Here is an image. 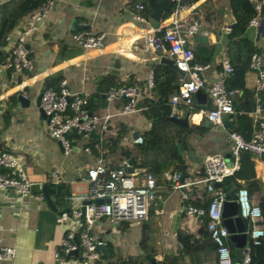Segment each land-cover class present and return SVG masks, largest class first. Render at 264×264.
I'll return each mask as SVG.
<instances>
[{"label": "crops", "instance_id": "0c3cea01", "mask_svg": "<svg viewBox=\"0 0 264 264\" xmlns=\"http://www.w3.org/2000/svg\"><path fill=\"white\" fill-rule=\"evenodd\" d=\"M9 1L0 0V7L7 5ZM205 1L183 0L189 8L186 21L200 20L197 9ZM211 1L216 10L217 1ZM166 4L168 3L164 0V5ZM259 4L258 25L248 27V31L255 47L260 50L264 69V0H259ZM134 12L135 6L130 5L129 0H55L47 17L39 23L35 32L26 37L25 45L32 63V70L29 72H14L7 68L11 43L23 31L27 16L6 36L5 41H0V155L9 154L20 163L25 177L32 183L33 193L42 195L43 186L46 191L48 185L59 187V190L53 189V196L47 192L53 209L49 208L43 197L41 200L20 202L13 190L0 192V244L15 249L13 260L0 261V264H54L52 254L59 250L66 227L75 226L60 224L58 217L72 207L80 210L84 208L81 198L87 193V184L83 180L86 170L100 156L106 167H115L126 161L122 157V151L130 152L136 158L137 165L141 166L134 168L133 174L144 171L151 173L160 203L157 208H149L147 220L141 223L111 226L100 220L93 225L90 234L106 243L107 249L112 252V261L115 264H146L148 258L149 264L151 259L157 264H217L215 247L204 230L205 217H186L183 207L191 205L204 208L210 199L202 184H192L203 178V163L206 158L219 156L227 165L231 164L230 145L223 132L220 128L204 136L189 129L177 132L173 127L174 123L167 118L169 123H165L166 128L171 131L172 137H178L174 140V149L169 145H150L148 152L142 154V142L136 144L134 139L142 138V134L152 128L153 121L144 115L154 107L149 102L151 91L141 95L135 112L120 115L123 101L107 104L103 93H100V87L102 80L107 78L120 83L134 81L145 86L149 75L152 81L153 59L141 51L140 42L132 48L135 59L130 60L111 53H86L72 41L73 34L87 31L94 35L102 34L104 44H110L118 25L126 22ZM229 19L226 12L223 22L213 26L215 33L204 31L208 38L199 35L188 41L191 51H200L204 58L211 56L208 45L217 47L212 61L201 72L208 83L214 81L221 69L227 47L223 33L230 28ZM73 21L75 24H72ZM148 23H152L150 18ZM255 77L256 71L249 70L245 73L246 89H251ZM58 78L65 81L70 93H82L91 100L88 113L92 117H101L105 113L111 115L106 130L97 139L67 136L71 149L67 156L62 154L56 143L46 137L47 131L42 132V119L35 106L40 89L49 82L53 85ZM12 94H23L29 101L28 107L23 108L16 102L9 121L4 123L1 114L8 106L6 100ZM238 95L240 93L233 98ZM204 103L209 104L206 98ZM226 116L223 121H230V115ZM250 116L254 120L260 118L255 111ZM177 118L181 116L178 115ZM134 133L136 138L133 137ZM115 139L118 140L116 146L111 143ZM90 140L94 141L93 144H89ZM177 144L182 147L180 151ZM173 151L180 158L181 170L177 169ZM252 168L258 180L254 160ZM5 172L8 170L5 169ZM53 172L56 182L53 181ZM173 172L182 175L185 186L180 191L169 189ZM247 185L248 183L244 187L247 188ZM220 188L225 195L226 189L232 190L226 184ZM181 193L186 195L185 200L180 199ZM250 195L257 197L259 202L257 192ZM226 201H234V195L231 199L226 197ZM260 207L264 217V197ZM234 217L235 214L222 215V221ZM243 224L244 231L234 229L229 233L245 232L247 224ZM246 252V243L244 246L233 245L232 260L239 264ZM66 264L82 263L76 256H71Z\"/></svg>", "mask_w": 264, "mask_h": 264}, {"label": "built area", "instance_id": "2783aa9c", "mask_svg": "<svg viewBox=\"0 0 264 264\" xmlns=\"http://www.w3.org/2000/svg\"><path fill=\"white\" fill-rule=\"evenodd\" d=\"M55 0H44L43 4L29 14L23 31L19 33L10 47V60L7 68L14 72H29L32 63L25 45L26 37L35 32L39 23L44 20L54 7ZM143 2L144 0H140ZM255 11V17L248 22V27H256L260 16L259 0H248ZM172 4L173 11L158 23H148L144 12V5L135 6V12L126 22L119 24L110 44H104L102 34H91L87 31L72 35L73 43L86 53H111L127 59H135L132 48L140 42L141 51L151 57L154 65L172 63L181 74L178 78V88L169 92L164 104L169 109V117H185L189 130L204 136L216 128H220L230 145L232 163L219 156H210L203 163V178L192 184H202L210 199L204 208L187 205L183 207L186 217H205L204 230L208 239L213 243L217 264H233L229 251V232L222 221L223 204L226 195L220 187L226 178L238 169V155L241 151L252 153L254 163L258 169V180L264 190V116H261L260 98L256 97L255 112L260 116L258 131L251 141H244L238 134L223 125V116L233 114V97L238 90H227L224 81L232 68L225 55L221 69L211 83L205 81L201 72L206 66L193 62L192 51L188 45L190 38L195 36L207 37L202 31L200 20L186 21L189 8L183 0H165ZM141 25V26H139ZM153 65V66H154ZM249 70L256 71V77L251 90L257 96L264 90V69L260 54H254L249 61ZM21 90V88H19ZM152 89L151 75L145 86H119L107 88L103 92L107 104L123 101L119 110L120 115L136 111V103L144 92ZM204 94L209 104H201L195 94ZM23 97L24 95L21 94ZM40 108L49 117L46 131L53 139L61 144L62 154L70 153V144L66 133L75 130L76 136L87 139L91 133L101 135L107 128L111 117L105 113L101 117H92L88 113L90 99L82 93H70L65 81H60L56 89H46L40 98ZM142 139L137 137L134 143L140 144ZM85 151H88L85 149ZM0 167L8 170L0 174V192L11 189L20 202L30 199L41 200V194L31 191L32 183L25 177L20 163L9 154L0 155ZM128 163L123 161L115 167H106L102 157L95 160L88 168L83 178L87 184V193L81 199L84 202V213L79 208L62 212L58 222L66 227L59 243V250L52 254L54 264H66L72 252H76L77 260L82 264H94L100 258V247L103 240L90 234L93 225L103 220L111 226L121 223H141L147 220L149 208H157L160 198L155 192L154 179L151 173L144 171L137 175L127 173ZM53 181L56 175L52 173ZM169 189L180 191L185 186L182 175L173 172ZM185 200L186 195L180 194ZM239 218L247 224L246 241L252 246H260L264 240V217L261 213L257 197L250 195L246 189H239L234 194ZM14 248L3 247L0 244V261L13 260ZM248 252L243 256L240 264H248Z\"/></svg>", "mask_w": 264, "mask_h": 264}, {"label": "trees", "instance_id": "16d2710c", "mask_svg": "<svg viewBox=\"0 0 264 264\" xmlns=\"http://www.w3.org/2000/svg\"><path fill=\"white\" fill-rule=\"evenodd\" d=\"M196 1V0H194ZM218 8L214 10L213 3L211 0H206L197 9V14L202 21V31H212L215 33V24H221L222 18L227 12L229 15L230 28L227 32L223 33L224 41L227 44L224 55L227 59L229 66L232 68V73L227 75L224 85L227 90H238L240 95L233 98V114L230 115V121L232 123L231 130L238 134L244 141L249 142L252 140L254 134L258 131V125L260 118L254 120L250 115L256 110V97L260 98V109L261 116L264 115V95L260 92L257 96L251 89L245 88L244 76L249 71V61L252 55L260 54V50L257 49L253 43V39L248 31V22L255 17V11L248 0H216ZM44 0H10L7 5L0 7V41L4 40L6 36L20 23L25 17L36 11ZM130 5L133 7L142 3L144 5L143 16L149 20L150 8L146 1L141 2L140 0H129ZM172 4H166L161 16L164 20L172 13ZM216 35V34H215ZM217 36V35H216ZM1 44V42H0ZM207 48L210 51L209 57L204 58L203 53L200 51L192 52L193 62L205 66L212 61L217 47L208 45ZM12 71V70H11ZM179 74L166 65H154L152 66V89L150 92V103L154 107L144 113L145 118L152 120V128L149 132L142 134V144L140 151L142 154L148 152L151 148L150 145L155 147L158 146H170L173 148V143L177 136L172 137L171 131L166 128L165 123H169L166 119L169 117V109L164 104L166 95L178 88ZM60 78L56 79L52 85L53 89L58 87ZM119 86H137L142 87L143 85L137 84L134 81L118 82L112 78L102 80V86L100 87V93L104 92L107 88H115ZM17 95L12 94L6 100V109L1 114L4 123L9 121L11 111L14 108L17 99ZM91 104V100H90ZM174 129L177 132L183 131L180 127L173 124ZM93 140L89 141V144H93ZM111 143L116 146L118 140L115 139ZM107 146V145H106ZM108 148V146H107ZM174 152V151H173ZM123 154V155H122ZM122 157L127 162L133 159V168H139L137 165L136 158L130 152L122 151ZM174 158L176 159L177 169L181 170L180 158L176 152H174ZM145 158V157H144ZM255 156L247 151H241L238 155V169L231 176L226 178L220 185L226 184L233 191L239 189H246L249 194L254 192L258 193L259 196V207L263 202L264 190L259 180L255 178L252 161ZM232 163V159L230 160ZM4 169L3 167H0ZM0 170V174H4ZM7 173V172H5ZM248 183L247 188L245 184ZM219 186V187H220ZM47 192L50 195H54L55 190H59V187H53L48 185ZM261 213L263 211L260 207ZM239 217V216H238ZM212 243V242H211ZM213 244V243H212ZM231 248L233 245L229 242V251L231 254ZM248 264H264V240L260 246L248 245ZM113 255L111 250L107 249V256H100L99 260L94 264H115L112 261ZM232 258V257H231ZM234 264V260H232ZM123 264V262H121ZM146 264H149L148 258ZM240 264V263H239Z\"/></svg>", "mask_w": 264, "mask_h": 264}, {"label": "water", "instance_id": "95a60500", "mask_svg": "<svg viewBox=\"0 0 264 264\" xmlns=\"http://www.w3.org/2000/svg\"><path fill=\"white\" fill-rule=\"evenodd\" d=\"M147 5L151 10V13L149 15L150 20L153 23H158L161 20V16L164 10V0H147ZM72 24H75L74 21L72 22ZM78 30H80V27H77ZM166 66H168L169 68H171L172 70H174L176 73H178L179 75H181L178 70H176V68L174 67V65L172 63H167ZM52 87V83L49 82L47 85H44L39 93L38 96L35 100V106L37 109V112L39 114V116L42 119V132H46V126L49 120V117L47 115H45V113L43 112V110L40 108L39 104H40V98L43 94V92ZM263 95H264V91H263ZM195 97L197 99V101L201 104H204L205 102V96L201 93V92H196ZM17 102L19 103V105L23 108H27L28 107V99H26L25 97H23L21 94H18L17 97ZM168 120L176 125H178L180 128L182 129H188L187 124H186V119L185 117H181V118H177V117H168ZM223 125L225 128L227 129H231L232 128V123L231 121H223ZM76 132L75 130H70L68 133H66V136H71V135H75ZM46 137L51 140L52 142L56 143V145L61 149V144L58 140L53 139L52 137H50V135L48 133H46ZM133 137L136 138L137 135L136 133L133 134ZM89 139H97L98 135L95 133H91L88 135ZM177 149L180 151L181 150V145L177 144L176 145ZM128 169H127V173L129 175L134 173V168L132 166V159H130L128 162ZM216 187H219L218 184H215ZM226 197L231 199L234 195V191L233 190H228L226 189ZM42 196L45 199L47 205L49 206V208L53 209V205L48 197L47 191L45 186L42 187ZM81 212L84 213V208H81ZM230 214H235L234 218L231 219H225L223 224L224 226L227 228L228 232L231 231L233 232L234 229H238L239 231L242 230L244 231V224L243 221L237 216V205L234 201L232 202H228L225 201L223 204V210H222V215L226 216V215H230ZM229 242H231L233 245L235 246H244L246 243V234L245 232H236V233H229ZM100 255L103 257H106L107 255V247H106V243H104L100 249H99ZM77 253L76 252H72L71 256H76ZM150 264H157L153 259L150 260ZM234 264H238V263H234Z\"/></svg>", "mask_w": 264, "mask_h": 264}, {"label": "rangeland", "instance_id": "374dc122", "mask_svg": "<svg viewBox=\"0 0 264 264\" xmlns=\"http://www.w3.org/2000/svg\"><path fill=\"white\" fill-rule=\"evenodd\" d=\"M226 117H227V116H225V115L223 116V118H226ZM246 244H247V245H249V242H248V241H246Z\"/></svg>", "mask_w": 264, "mask_h": 264}]
</instances>
